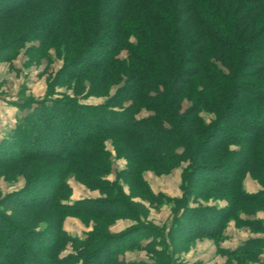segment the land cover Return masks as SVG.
I'll use <instances>...</instances> for the list:
<instances>
[{
    "label": "trees",
    "instance_id": "trees-1",
    "mask_svg": "<svg viewBox=\"0 0 264 264\" xmlns=\"http://www.w3.org/2000/svg\"><path fill=\"white\" fill-rule=\"evenodd\" d=\"M32 41L63 65L0 140V176L25 179L0 199V264H175L205 237L226 264H264V236L218 245L232 220L264 232L245 216L264 210V0H0V61ZM176 168L181 197L145 177ZM69 176L101 195L72 201ZM164 204L168 229L147 219ZM67 216L92 226L84 238ZM118 219L134 223L112 232Z\"/></svg>",
    "mask_w": 264,
    "mask_h": 264
},
{
    "label": "rangeland",
    "instance_id": "rangeland-1",
    "mask_svg": "<svg viewBox=\"0 0 264 264\" xmlns=\"http://www.w3.org/2000/svg\"><path fill=\"white\" fill-rule=\"evenodd\" d=\"M34 43L35 42L33 41L25 43L23 47L20 48L13 60L0 61V140L10 134L12 128L17 123V120L26 112H28V109L21 107L26 99L46 97L49 91L50 82L54 79L57 72L63 65V60L56 55L54 49H51L47 56L38 55L36 52L31 54L30 49ZM55 91L56 94L53 95V97H60L66 93H72V91L65 86H56ZM82 100L89 103H101L105 100V97L93 96ZM146 113L148 112H143V114ZM109 147L112 149L111 145H109ZM123 165L125 166L124 160L121 159V163L116 160L114 171L109 175V179H115V169H121L124 167ZM148 172L151 173L152 171ZM151 174L156 175L153 172ZM67 181L73 190L71 195L72 201L87 196L99 197L101 195L99 190L88 188L85 184L79 182L73 176H69ZM179 182L180 176L172 173L166 177H161V179H158L155 182V186L163 189L165 191L164 193H168L169 196L173 195L172 197H181L183 191L181 190V194L177 195L179 190L176 189V184L178 185ZM24 183L25 179L22 175L15 179H7L4 175H1L0 199L9 192L19 190L24 186ZM244 184L246 190L249 192H257L261 189L259 182L256 179H253L250 175H247ZM126 190H128L127 186ZM98 193L99 196H96ZM202 204H219L220 206H224L226 205V201L210 199L208 201H202ZM166 205H169L168 207L171 209V215H169V217L168 209L163 208L164 206L166 207ZM170 205L172 204H164L160 207L150 206V214L147 218L148 221L159 226H167L168 229L173 217V207ZM245 216L251 219H258L264 223L263 209L256 210L250 214H245ZM114 224L110 226V230L112 232H115V229H120L127 225L125 222H122V224L119 225ZM64 228L72 235L84 238L85 232L90 230L92 226H87L80 218L76 216H67L64 221ZM254 235L264 236V232H254L247 226H238L236 221L232 220L225 229L224 239L218 242V245L236 247L241 242ZM214 243L216 246H214ZM215 247H217V243L211 238L205 237L203 239H197L187 248V250L181 252L180 257L177 259L175 264H193L195 261H200V264H226L227 257L225 255L216 251L217 255L214 256ZM70 249L71 247L68 248V251ZM127 252H130L129 254H136L138 256L146 255L145 260H149L150 255L145 250H129L126 251L125 254Z\"/></svg>",
    "mask_w": 264,
    "mask_h": 264
},
{
    "label": "crops",
    "instance_id": "crops-1",
    "mask_svg": "<svg viewBox=\"0 0 264 264\" xmlns=\"http://www.w3.org/2000/svg\"><path fill=\"white\" fill-rule=\"evenodd\" d=\"M120 163H121V160H118ZM124 166V165H123ZM122 167V166H121ZM152 173V172H151ZM150 172H146L145 173V177H146V179L148 180V182L150 183V185H151V187H152V189L155 191V192H165L163 189H160V187H158V186H155V182L158 180V179H161V177H166V176H168V175H170V174H172V173H175L177 176L179 175L180 176V182H179V184L177 185L176 184V189H178L179 190V193L177 194V195H179V194H181L180 193V191H181V188H180V185H181V173H182V168H177L176 170H174L172 173H170V174H168V175H163V176H157V175H154V174H151ZM168 194V193H167ZM169 195V194H168ZM96 196H99V193L96 195ZM170 196H173V195H170ZM87 197H90V196H87ZM169 205H166V207L164 206L163 208H167L168 209V217H169V215H171V209H170V207H168ZM171 206V205H170ZM162 208V209H163ZM122 222H125V224H127V225H125V224H123V225H125V227H123V228H120V229H115V232H119V231H122L123 229H125L126 227H128V226H130L131 224H133L134 223V221L133 220H131V219H119V220H117V222L114 224V225H119V224H122ZM113 225V226H114ZM112 226V227H113ZM113 231H114V229H113ZM214 246H216L215 245V243H214ZM221 247H224V248H235L234 246H221ZM216 251H217V247H215V253H214V256H216L217 254H216ZM130 252H127L126 254H125V257L128 259V260H139V259H146V255H141V256H138V255H132V254H129Z\"/></svg>",
    "mask_w": 264,
    "mask_h": 264
}]
</instances>
